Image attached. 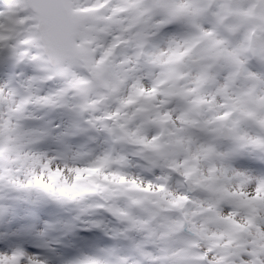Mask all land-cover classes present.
<instances>
[{
    "label": "snow or ice",
    "instance_id": "snow-or-ice-1",
    "mask_svg": "<svg viewBox=\"0 0 264 264\" xmlns=\"http://www.w3.org/2000/svg\"><path fill=\"white\" fill-rule=\"evenodd\" d=\"M0 264H264V0H0Z\"/></svg>",
    "mask_w": 264,
    "mask_h": 264
}]
</instances>
